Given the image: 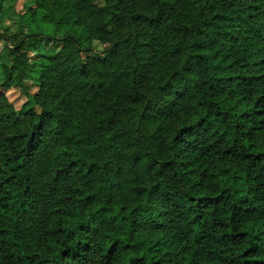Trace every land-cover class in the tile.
Instances as JSON below:
<instances>
[{
  "label": "trees",
  "instance_id": "obj_1",
  "mask_svg": "<svg viewBox=\"0 0 264 264\" xmlns=\"http://www.w3.org/2000/svg\"><path fill=\"white\" fill-rule=\"evenodd\" d=\"M7 1L0 264H264V0Z\"/></svg>",
  "mask_w": 264,
  "mask_h": 264
},
{
  "label": "rangeland",
  "instance_id": "obj_2",
  "mask_svg": "<svg viewBox=\"0 0 264 264\" xmlns=\"http://www.w3.org/2000/svg\"><path fill=\"white\" fill-rule=\"evenodd\" d=\"M22 1L23 0H18L17 2H14L13 0H8L6 2V5L8 6L9 12H10V14H12V18L17 19L18 18L17 13L19 11H23L24 8H22ZM93 46H94V51H95V52H93V56L101 57V55L97 54L100 51V49H101L100 45L97 42H94L93 43ZM40 52L48 53V50L42 48L40 50ZM0 57H1V59H2L3 62H5L7 64L10 63V54H9V51L5 48V46L3 45V43L0 44ZM1 81H2V74L0 72V83H1ZM34 90H35V88L32 89V91H34ZM2 92H4V91L0 87V93H2ZM4 93L8 97V100L12 104H14L15 107H17V108H19V106L24 101V98H19L17 88L14 89V90H13V88L8 89Z\"/></svg>",
  "mask_w": 264,
  "mask_h": 264
}]
</instances>
